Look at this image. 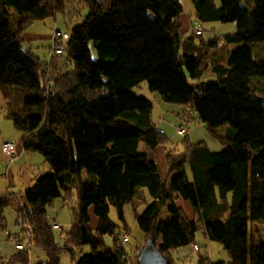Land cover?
Returning <instances> with one entry per match:
<instances>
[{"label": "trees", "instance_id": "1", "mask_svg": "<svg viewBox=\"0 0 264 264\" xmlns=\"http://www.w3.org/2000/svg\"><path fill=\"white\" fill-rule=\"evenodd\" d=\"M71 1L84 2L88 11L63 30L66 37L53 39L42 60L24 45L21 32L35 20L63 13ZM252 1L247 8L239 0H192V16L181 32L179 0H0L5 116L20 132L16 152L18 145L39 151L49 168L23 191L0 193V230L6 229L8 206L15 213L14 246V234L26 239L0 264H58L60 251L70 264H136L135 255L117 245L121 233L108 212L113 205L124 219V204L137 201L143 202L134 210L143 239L151 236L168 264L171 249L195 243L196 221L228 258L198 254L195 264H264V103L247 85L250 75L264 77V55L253 56L248 45L264 39V0ZM206 19L233 20L234 28L202 37L199 22ZM207 71L212 79L205 78ZM142 80L161 100L179 104L183 121L200 120L222 146L210 149L182 132L183 155L175 158L174 148H164L170 176L161 179L155 146L167 137L153 120L152 100L132 89ZM63 183L68 186L61 188ZM73 187L77 200L60 242L48 208L55 197L65 202ZM177 196L192 204L195 216L175 203ZM89 208L95 226L88 224ZM162 208L170 213L165 222L158 220ZM248 220L260 224L261 238L252 237ZM107 232L112 245L105 244ZM30 246L45 258L31 261Z\"/></svg>", "mask_w": 264, "mask_h": 264}, {"label": "rangeland", "instance_id": "2", "mask_svg": "<svg viewBox=\"0 0 264 264\" xmlns=\"http://www.w3.org/2000/svg\"><path fill=\"white\" fill-rule=\"evenodd\" d=\"M104 5H107L111 0H100ZM182 4V13L187 16H192L193 13V3L192 0H179ZM217 2V0H213ZM241 5H245L247 8H250L253 4L252 0H239ZM88 11L87 5L80 2H68L65 8V11L57 12L55 15H49L41 20H35L33 24H35L32 28L38 31L47 32L52 34L54 28V23L60 29L68 30L69 27L82 19L85 13ZM201 26L200 35L202 37H208L211 34H220L224 31H229L234 28L233 20H218V19H206L200 20L199 22ZM30 26V25H29ZM27 27V29L29 28ZM32 29V30H33ZM53 38V36H52ZM24 45H28L31 49H36L39 55L42 53L43 49L50 50V45L52 42L50 41V37L47 38L45 35L40 36L39 38H35L28 42L24 41ZM230 43L228 44V48H232L234 45L238 44ZM251 54L256 56L264 55V39L262 40H251L248 42ZM35 50V51H36ZM94 52V51H93ZM64 55V53H63ZM206 79H212L208 76H205ZM247 85L250 90L259 95L262 103H264V77L258 75H250L248 77ZM132 89L138 93L149 97L152 100V110L151 115L153 120L157 123H161L164 125L165 123H169L170 125H174L177 121L175 111L179 110L181 106L176 103L166 102L159 98V95L156 90H150L147 86L146 80L140 81L138 84L133 85ZM6 108L3 103V100L0 96V149L1 143L3 140H11L14 143L18 144V136L20 132L14 127L11 119L5 116ZM165 122V123H164ZM185 126V136L188 137L190 141L202 140L206 142L207 146L210 149H218L222 145L219 139L209 131L203 123L198 120L196 117H191L188 121H182ZM175 126V125H174ZM168 135L167 139L163 145L159 146L160 148H174V150H180L181 143L180 139L184 136L182 133L176 132V130H171L170 128H165ZM216 130H219L216 129ZM19 146V145H18ZM145 148V143L141 140L138 144V149L143 150ZM4 156L0 157V173L6 170V166L9 165L8 162L13 159L10 163L12 166H7L11 168L12 179L11 182L7 179L6 176L1 177V184L3 187H9V189H13L14 191H23L27 186H29L34 178L39 174L45 173L49 171L47 163L44 161L42 154L39 151L32 150L30 152L23 151L21 155L10 156L8 153L3 151ZM15 157V158H14ZM170 172L167 175V180L169 179ZM3 189V188H2ZM146 194V193H145ZM148 197V194H146ZM139 199V195L137 194L135 200ZM77 194L76 188L73 187L71 189V193H69L65 202L60 197H55L52 206L48 208V216L50 218H55L56 221L61 225V228L53 229L54 235L58 241L61 242V237L59 232L67 229L71 222V206L76 203ZM176 202L180 204L186 213H190V215L195 216V212H189L187 210L188 201L178 197ZM143 207L142 201H137V206H133L131 203H125L123 206V217L121 219L115 207L110 205L109 207V217L116 224L115 231L117 233H122L125 229L128 230V239L124 243L125 252L129 255H135V246L139 245L143 242V231L139 228L135 216L134 210H140ZM135 208V209H134ZM170 213L162 208L158 213V220L160 222H165L169 219ZM92 220V219H90ZM124 223L126 224V228L124 227ZM248 230L251 233L252 237L257 240L262 237L261 226L256 220H248L247 222ZM6 228L9 230L16 229L14 227V222L10 221V224L7 223L6 219ZM105 244L112 245V237L109 232L103 235ZM155 240H159V234H156ZM193 241L197 245V249L192 250L191 244L186 243L184 245H180L174 249L169 251V255L171 258L170 264H188L190 260L191 264L196 263V256L198 254L206 255L211 260H226L228 258L225 249L221 246V244L214 239L208 238L200 226L199 222L196 221V229L194 231ZM84 251L89 249L88 244H84ZM16 251L14 246V241L4 234L3 230H0V257L1 259L9 258ZM37 254H40V257H37ZM59 263L58 264H70V257L65 251H60L59 253ZM38 258H45L43 251L39 248L30 246L29 249V259L34 261ZM136 259V258H135ZM127 264H132L128 262Z\"/></svg>", "mask_w": 264, "mask_h": 264}, {"label": "crops", "instance_id": "3", "mask_svg": "<svg viewBox=\"0 0 264 264\" xmlns=\"http://www.w3.org/2000/svg\"><path fill=\"white\" fill-rule=\"evenodd\" d=\"M178 20H179V22H180V31L181 32H184L185 30H186V28H187V24H188V16L186 15V14H184V13H180V15H179V18H178ZM35 24H33V22L30 24V26H29V28L27 29H24L22 32H21V38H23L24 40H27L28 42H30V40H32V39H35V38H39L40 36H46L47 38H49L50 37V41L52 42L53 41V38H52V34H51V32L50 33H47V32H41V31H38V30H35V29H33L32 27L34 26ZM54 28L55 29H58V27L55 25V23H54ZM33 29V30H32ZM60 30V29H59ZM35 54H37L38 56H40V58L42 59V60H46L47 58H48V56H49V50H44L43 49V51H42V53L39 55V53L37 52V50L36 49H31ZM36 50V51H35ZM205 76H208V77H210V78H213V73H211L210 71H207L206 72V75ZM181 109V108H180ZM180 109L179 110H176L175 111V115H176V118H177V121H176V123L174 124L175 126L177 125V124H179L180 122H182L183 121V117H182V115L183 114H181V113H179V111H180ZM165 123V122H164ZM174 125H170L169 123H165L164 125H162L161 123H159V122H157L156 123V126L167 136L168 135V133L165 131L166 129L165 128H170L171 130H174L175 129V126ZM161 144H156V146H155V150H156V168H157V171H158V173H159V176H160V178L161 179H167V175H168V168H167V165H166V163H165V161H164V148L162 147V148H160L159 149V146H160ZM19 148H18V151L16 152V154L15 155H18L19 154V156L21 155V153L23 152V151H25L26 152V150H24L21 146H18ZM28 152H30V151H28ZM173 156L175 157V158H181L182 157V155H183V150L182 149H180V150H174L173 151ZM4 156V154H3V151L0 149V157L1 156ZM15 158V157H14ZM11 161H13V159L11 160ZM11 161H9L8 162V164L9 165H7V166H12V164L10 163ZM6 166V170L4 171V172H2V173H0V179H1V177L2 176H6L7 177V179L11 182V179H12V174H11V168L10 167H7ZM0 184H1V180H0ZM68 185H67V183H63L62 185H61V188H64V187H67ZM3 188V189H2ZM9 189V187H3L2 185H0V193H2V192H4L6 189ZM178 198V196L175 198V203L176 204H178L177 202H176V199ZM178 205H180V204H178ZM181 206V205H180ZM181 208L183 209V207L181 206ZM184 210V209H183ZM187 210L189 211V212H191L192 211V204L190 203V202H188V207H187ZM184 212L186 213V210H184ZM3 213H4V215H5V217H6V219H7V223L8 224H10V221L11 222H14V219H15V213L13 212V210H11L10 209V207H8V206H5L4 208H3ZM187 215H189L190 216V213L188 214V213H186ZM90 219H92V220H90ZM96 222H97V217L92 213V211H91V208H89V221H88V224L89 225H91V226H95L96 225ZM14 227H15V225H14ZM14 230L15 229H13V230H9L8 228H6L3 232H4V234L7 236V238H10V239H12V235H11V233H13L14 232ZM40 257V254H37V257ZM60 258V257H59Z\"/></svg>", "mask_w": 264, "mask_h": 264}, {"label": "built area", "instance_id": "4", "mask_svg": "<svg viewBox=\"0 0 264 264\" xmlns=\"http://www.w3.org/2000/svg\"><path fill=\"white\" fill-rule=\"evenodd\" d=\"M193 30L194 32H199V25L197 24V22L193 21ZM61 34L62 37H66L67 36V33L65 31H62L61 33L58 32L57 30H53L52 32V36H53V39L57 36ZM61 48V46L59 47H56V51H59ZM188 121V118H184V122ZM185 126L183 125V123L181 124H177L175 126V130L176 132L178 133H182V132H185ZM1 150L8 153L10 156L14 155V153L16 152V144L14 143V141H11V140H3L2 143H1ZM51 226L54 227V228H59L61 227V225L58 223V221L52 219L51 222H50ZM19 238V240H18ZM14 239H15V246L16 247H21L24 242H25V237L20 234V233H17L14 234ZM128 239V233L127 232H123L120 234V240L117 242V245H124V243L127 241ZM197 248V245L196 243H192L191 244V249L194 250ZM188 264H191L190 260L188 261Z\"/></svg>", "mask_w": 264, "mask_h": 264}, {"label": "water", "instance_id": "5", "mask_svg": "<svg viewBox=\"0 0 264 264\" xmlns=\"http://www.w3.org/2000/svg\"><path fill=\"white\" fill-rule=\"evenodd\" d=\"M136 264H168L167 255L159 251L153 238L145 236L135 250Z\"/></svg>", "mask_w": 264, "mask_h": 264}]
</instances>
